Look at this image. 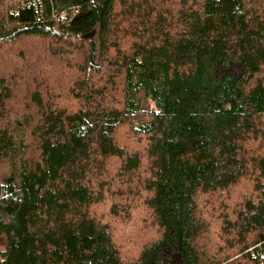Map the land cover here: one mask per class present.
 Here are the masks:
<instances>
[{"label":"trees","instance_id":"1","mask_svg":"<svg viewBox=\"0 0 264 264\" xmlns=\"http://www.w3.org/2000/svg\"><path fill=\"white\" fill-rule=\"evenodd\" d=\"M0 264H264V0H0Z\"/></svg>","mask_w":264,"mask_h":264},{"label":"built area","instance_id":"2","mask_svg":"<svg viewBox=\"0 0 264 264\" xmlns=\"http://www.w3.org/2000/svg\"><path fill=\"white\" fill-rule=\"evenodd\" d=\"M27 4L32 5L34 8H39L42 5V0H25ZM264 259V255H262Z\"/></svg>","mask_w":264,"mask_h":264},{"label":"rangeland","instance_id":"3","mask_svg":"<svg viewBox=\"0 0 264 264\" xmlns=\"http://www.w3.org/2000/svg\"><path fill=\"white\" fill-rule=\"evenodd\" d=\"M0 245H1V249L5 247V240L3 237H0Z\"/></svg>","mask_w":264,"mask_h":264}]
</instances>
